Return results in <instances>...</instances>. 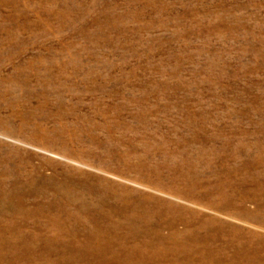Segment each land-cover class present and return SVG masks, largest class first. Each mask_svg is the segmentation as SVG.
<instances>
[{"label":"rangeland","instance_id":"rangeland-1","mask_svg":"<svg viewBox=\"0 0 264 264\" xmlns=\"http://www.w3.org/2000/svg\"><path fill=\"white\" fill-rule=\"evenodd\" d=\"M0 264H264V0H0Z\"/></svg>","mask_w":264,"mask_h":264}]
</instances>
